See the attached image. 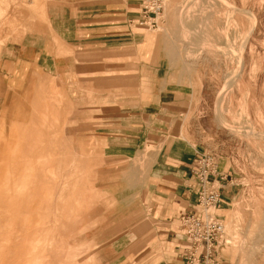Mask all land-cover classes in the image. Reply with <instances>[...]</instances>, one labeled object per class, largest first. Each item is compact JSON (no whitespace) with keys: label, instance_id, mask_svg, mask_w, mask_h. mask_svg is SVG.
Segmentation results:
<instances>
[{"label":"rangeland","instance_id":"1","mask_svg":"<svg viewBox=\"0 0 264 264\" xmlns=\"http://www.w3.org/2000/svg\"><path fill=\"white\" fill-rule=\"evenodd\" d=\"M125 1L136 19L141 0ZM45 2L0 0V69L12 66L34 23L47 19ZM159 3L155 29L129 23L156 48L162 114L155 137L106 157L109 170H100L104 157L81 165L65 152L69 138L42 139L35 124L41 93L29 94L21 141L16 123L5 137L0 109V264H103L100 242L128 249L106 252L107 264H143L131 251L133 232L147 221L137 181L167 143L197 159L221 155L231 172V191L216 209L225 223L223 264H264V0ZM116 160L122 172L114 171Z\"/></svg>","mask_w":264,"mask_h":264},{"label":"crops","instance_id":"2","mask_svg":"<svg viewBox=\"0 0 264 264\" xmlns=\"http://www.w3.org/2000/svg\"><path fill=\"white\" fill-rule=\"evenodd\" d=\"M44 11L47 19L34 23L12 66L0 69L5 81L0 99L5 137L16 123L22 140L23 126L31 118L29 94L35 91L41 93L35 124L42 139L69 138L66 153L89 166L93 157H104L100 170L107 171V156L155 137L163 109L161 88L157 102L156 48L148 34L129 23L137 13L125 0H46ZM41 152L36 148L38 156ZM197 156L167 143L139 177L137 203L147 220L133 232L131 251L139 263L188 264L182 216L198 210V197L188 187ZM215 157L231 182L221 155ZM118 164L116 160L113 169L122 172ZM229 182L222 189V202L231 191ZM111 250L128 249L100 242L97 251L103 264Z\"/></svg>","mask_w":264,"mask_h":264},{"label":"built area","instance_id":"3","mask_svg":"<svg viewBox=\"0 0 264 264\" xmlns=\"http://www.w3.org/2000/svg\"><path fill=\"white\" fill-rule=\"evenodd\" d=\"M160 0H141L136 24L155 29L162 10ZM229 182L228 174L218 167L213 153L202 155L191 170L189 189L198 197V210L184 214L183 255L188 264H223L219 244L225 234V223L216 213L222 200V189Z\"/></svg>","mask_w":264,"mask_h":264},{"label":"bare ground","instance_id":"4","mask_svg":"<svg viewBox=\"0 0 264 264\" xmlns=\"http://www.w3.org/2000/svg\"><path fill=\"white\" fill-rule=\"evenodd\" d=\"M214 1H215V0H214ZM159 14H160V13H159ZM193 18H194V17H193ZM187 22H188V21H187ZM185 28H186V27H185ZM248 31H249V30H248ZM228 33H229V32H228ZM225 35H226V34H225ZM229 35H230V34H229ZM232 39H233V38H232ZM226 44L229 45V46L232 44V43L229 41V38H228V41L226 40ZM226 44H225V45H226ZM232 46H233V45H232ZM232 46H230V48H231ZM224 47H225V46H224ZM225 48H227V47H225ZM230 48H228V50L231 51ZM221 49H222V48H221ZM233 50H235V49H233ZM233 50H232L231 52H229L230 55H231V54H234V53H233ZM235 51H236V50H235ZM228 56H229V55H228ZM234 56H235V55H234ZM238 57H239V55H238ZM231 58H233V57H231ZM234 61H235V60H234ZM246 104H247V103H246ZM242 116H243V115H242ZM239 117H240V116H239Z\"/></svg>","mask_w":264,"mask_h":264}]
</instances>
